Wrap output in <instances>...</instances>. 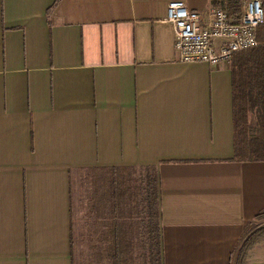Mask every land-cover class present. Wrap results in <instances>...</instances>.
I'll use <instances>...</instances> for the list:
<instances>
[{"label":"crops","instance_id":"1","mask_svg":"<svg viewBox=\"0 0 264 264\" xmlns=\"http://www.w3.org/2000/svg\"><path fill=\"white\" fill-rule=\"evenodd\" d=\"M53 1L0 0V264H131L128 238L138 264H234L264 211V161L233 160L237 54L179 62L170 0Z\"/></svg>","mask_w":264,"mask_h":264},{"label":"built area","instance_id":"2","mask_svg":"<svg viewBox=\"0 0 264 264\" xmlns=\"http://www.w3.org/2000/svg\"><path fill=\"white\" fill-rule=\"evenodd\" d=\"M168 2L165 21L174 27L179 62L220 65L259 44L257 31L264 23V0H245L236 15L213 6L204 21L202 13L189 9L184 0Z\"/></svg>","mask_w":264,"mask_h":264},{"label":"trees","instance_id":"3","mask_svg":"<svg viewBox=\"0 0 264 264\" xmlns=\"http://www.w3.org/2000/svg\"><path fill=\"white\" fill-rule=\"evenodd\" d=\"M59 0L50 4L52 9ZM213 6H221L229 14L241 12L242 0H211ZM258 42L255 48L243 51L233 58V80L234 87V145L237 161H264V23L258 28ZM252 110L260 114L256 123H251L250 114ZM156 173L147 175L148 179L154 181L153 186H158ZM155 187V188H156ZM264 218V211H261L256 219ZM264 240V225H258L242 242L236 252L234 264H245L247 252L256 243ZM116 256V255H115ZM153 259L152 264H162L159 258V249L150 253ZM118 259V256H116Z\"/></svg>","mask_w":264,"mask_h":264},{"label":"rangeland","instance_id":"4","mask_svg":"<svg viewBox=\"0 0 264 264\" xmlns=\"http://www.w3.org/2000/svg\"><path fill=\"white\" fill-rule=\"evenodd\" d=\"M260 118V114L257 111L252 110L251 114H250V121L251 123H256ZM120 174L123 173V175H121L122 177L125 176V174L130 177L132 180H134L138 175H139V170L138 169H134V168H124L119 170ZM133 184V182L131 181L130 185ZM134 185H132L133 187ZM130 187V190L134 189ZM260 226V225H264V218L261 220H255L252 224H251V228H255V226ZM124 253L125 256H127L128 258H130V262L131 264H138L139 261V253H143V248L139 247V243L136 240H132V239H125L124 242Z\"/></svg>","mask_w":264,"mask_h":264}]
</instances>
